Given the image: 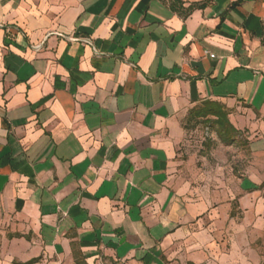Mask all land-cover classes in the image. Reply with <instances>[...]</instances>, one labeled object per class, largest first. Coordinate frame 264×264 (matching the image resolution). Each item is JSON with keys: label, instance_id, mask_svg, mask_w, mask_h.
Instances as JSON below:
<instances>
[{"label": "crops", "instance_id": "1", "mask_svg": "<svg viewBox=\"0 0 264 264\" xmlns=\"http://www.w3.org/2000/svg\"><path fill=\"white\" fill-rule=\"evenodd\" d=\"M183 1L206 6L0 0V264H166L191 238L174 172L205 102L242 133L264 226V0Z\"/></svg>", "mask_w": 264, "mask_h": 264}, {"label": "rangeland", "instance_id": "2", "mask_svg": "<svg viewBox=\"0 0 264 264\" xmlns=\"http://www.w3.org/2000/svg\"><path fill=\"white\" fill-rule=\"evenodd\" d=\"M247 159L242 137L226 146L204 124L192 130L174 172L175 187L186 188L185 203L192 208L191 238L166 251V264H264V226L241 204Z\"/></svg>", "mask_w": 264, "mask_h": 264}, {"label": "trees", "instance_id": "3", "mask_svg": "<svg viewBox=\"0 0 264 264\" xmlns=\"http://www.w3.org/2000/svg\"><path fill=\"white\" fill-rule=\"evenodd\" d=\"M158 1L168 6L172 13L180 16L184 20L190 17L195 10L203 9L206 6V3L186 6L183 0ZM192 117V119L195 120V126L204 124L212 128L221 143L226 146H231L237 138L242 136V133L231 125L229 121V113L220 104L205 102L202 104L201 108L193 112ZM76 263L84 264L80 260H77Z\"/></svg>", "mask_w": 264, "mask_h": 264}]
</instances>
